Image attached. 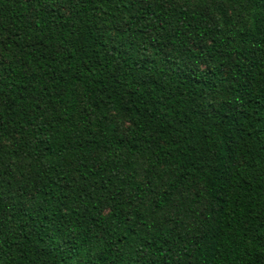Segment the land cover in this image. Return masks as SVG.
I'll return each mask as SVG.
<instances>
[{
	"label": "trees",
	"instance_id": "16d2710c",
	"mask_svg": "<svg viewBox=\"0 0 264 264\" xmlns=\"http://www.w3.org/2000/svg\"><path fill=\"white\" fill-rule=\"evenodd\" d=\"M0 264H264V0H0Z\"/></svg>",
	"mask_w": 264,
	"mask_h": 264
}]
</instances>
